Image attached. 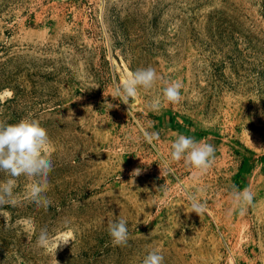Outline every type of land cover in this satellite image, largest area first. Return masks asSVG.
Here are the masks:
<instances>
[{"label":"rangeland","instance_id":"374dc122","mask_svg":"<svg viewBox=\"0 0 264 264\" xmlns=\"http://www.w3.org/2000/svg\"><path fill=\"white\" fill-rule=\"evenodd\" d=\"M147 67L151 89L128 104L111 97ZM173 81L175 104L163 98ZM22 118L51 139L50 204L15 178L0 264H143L157 249L163 264H264V0H0V120ZM177 134L214 146L212 167L172 161ZM232 185L255 194L243 216ZM119 219L125 246L108 232ZM44 228L71 241L54 255L36 244Z\"/></svg>","mask_w":264,"mask_h":264},{"label":"clouds","instance_id":"9594fccd","mask_svg":"<svg viewBox=\"0 0 264 264\" xmlns=\"http://www.w3.org/2000/svg\"><path fill=\"white\" fill-rule=\"evenodd\" d=\"M157 78V73L152 67L137 69L135 72L128 73L122 84H117L111 97L128 104L130 99L136 100L139 88L151 89ZM182 87L183 84L180 81L167 84L163 89L164 100L172 104L178 103L181 99ZM150 107L158 112L161 102L157 100ZM141 132L149 144H153L159 137L157 132H149L145 129H141ZM50 145L51 139L48 132L37 119L22 118L17 123L0 120V171L11 177L6 182L0 183V207L6 204L16 205L17 200L13 196V189L16 187L15 178L26 176L32 178V183L27 189L28 198L38 207L43 206L47 209L50 201L42 194L48 191V177L53 170ZM171 148L172 161L179 162L183 159L188 166L199 170L201 174L211 168L215 162L214 146L198 142L192 136L177 134ZM139 173L140 169L134 171V175ZM254 195L248 188L240 190L236 185H232L234 210H237L241 216L245 215L248 207L253 205ZM190 199L193 211L200 216L205 210L204 205L199 203L195 197ZM108 232L114 246L127 244L129 233L125 219L109 221ZM69 241L71 239L63 236L58 238L50 236L44 228L40 230L36 244L55 255L57 249L67 245ZM163 261L164 257L157 249L146 255L143 264H163ZM56 262L58 264L57 260Z\"/></svg>","mask_w":264,"mask_h":264},{"label":"trees","instance_id":"16d2710c","mask_svg":"<svg viewBox=\"0 0 264 264\" xmlns=\"http://www.w3.org/2000/svg\"><path fill=\"white\" fill-rule=\"evenodd\" d=\"M234 150L237 154H242V156L244 158H246L247 156H249L251 154V151H249L247 148L239 147L238 145H236V147H234Z\"/></svg>","mask_w":264,"mask_h":264}]
</instances>
